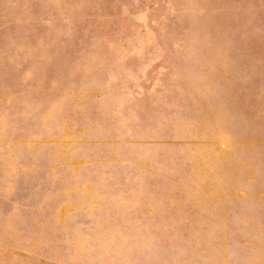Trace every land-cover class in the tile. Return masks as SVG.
<instances>
[{
	"label": "rangeland",
	"instance_id": "obj_1",
	"mask_svg": "<svg viewBox=\"0 0 264 264\" xmlns=\"http://www.w3.org/2000/svg\"><path fill=\"white\" fill-rule=\"evenodd\" d=\"M0 264H264V0H0Z\"/></svg>",
	"mask_w": 264,
	"mask_h": 264
}]
</instances>
